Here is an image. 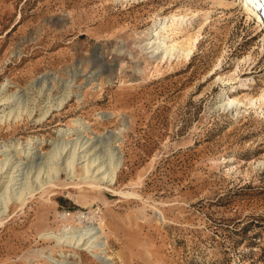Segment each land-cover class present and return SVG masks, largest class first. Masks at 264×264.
I'll list each match as a JSON object with an SVG mask.
<instances>
[{
	"label": "rangeland",
	"instance_id": "374dc122",
	"mask_svg": "<svg viewBox=\"0 0 264 264\" xmlns=\"http://www.w3.org/2000/svg\"><path fill=\"white\" fill-rule=\"evenodd\" d=\"M239 1L0 0V96L22 97L0 107L22 110L0 123V159L13 156L0 195L16 158L34 192L23 204L19 185L6 206L0 197V264L61 253L77 264H264V98L238 118L224 109L226 93L264 97V6L249 16ZM175 14L187 17L170 40L198 34L193 53L141 50L143 32L161 39ZM107 131L122 164L114 184L92 190L76 177L84 162L74 175L66 166L84 136ZM27 139L42 159L18 152ZM90 226L110 259L44 236Z\"/></svg>",
	"mask_w": 264,
	"mask_h": 264
},
{
	"label": "bare ground",
	"instance_id": "6f19581e",
	"mask_svg": "<svg viewBox=\"0 0 264 264\" xmlns=\"http://www.w3.org/2000/svg\"><path fill=\"white\" fill-rule=\"evenodd\" d=\"M220 4H222V1H220ZM239 4H241V8L244 9L246 14L251 16L252 14H259L260 11H262V6H264V0H243V1L241 0V1H239ZM185 17H187V16L186 15H177V14L172 15L171 24H169L167 27H163L162 28V32H163L164 35L161 37V39H160V37L155 38V39L153 38L155 33H154V30H153L152 27L146 29L143 32V34L140 36V38H144V40H147V42H144L143 45L140 46V49L143 48L141 50H145V49L151 48L152 49L151 55H154L155 54V52H154L155 49H158L161 46L165 47V45H166L164 55H168L169 57H172L174 54H176L175 56L178 55V57H182V56L183 57H188L189 55H191L193 53V50H194V47H195V42L198 40V37H199L198 34L190 37L187 40H183V41L182 40L179 41L181 39L180 36L175 41L170 40V37H171L172 33L170 34L169 31L172 30L173 26L176 23H178V22L179 23H183L185 21ZM182 29H183V26H180V27H178L176 29L179 32L178 35L181 34ZM139 35H140V33H139ZM262 41H263V45H264V38L262 39ZM155 44L157 45V47L153 48V45H155ZM138 48H139V46H138ZM95 61L103 63L102 68L103 69L105 68L109 72L112 69V65L109 62H104L100 58H97ZM221 78H219V79L222 82H224V80L221 79ZM229 79H230V77H229ZM244 81L245 80H241L238 83H234L231 87L232 88L234 87L235 89L231 90L229 93L235 92V90H240V88L246 87V83H244ZM5 88H6V84H3L0 87V94H2V92L5 90ZM239 92L240 91H237V93H239ZM18 94H19V92H15V93H13L11 95L7 94V95L0 96V107L4 106L5 104H7V102L11 98L12 99L16 98L18 96ZM226 95H227V93L224 95V97H226L225 101H224V107H225L224 109L232 108L233 105H234L235 106V112H233V118H238L241 115H243L245 110H247L246 108H252V107L260 108V106H258V103H259L260 100H263V98H264L263 95L259 96V97L256 96V98H252V97L238 98V96L237 97L236 96H232L231 94H228L227 96ZM20 97L21 96L19 95L17 97V100ZM63 102H64V98L62 97L56 103V108L60 107L63 104ZM19 104H18V108L16 110L12 109V110L7 111L6 113H5V109H2V111H1L2 114L0 115V123H3V122H5V121H7L9 119H11V121L12 120H17L20 117L21 113H22V110L19 109ZM240 106H246V108L241 109ZM48 110H46L44 112V115L48 113ZM27 111H28L27 112L28 117L31 116L32 110H27ZM102 117H105V115H102ZM75 123L77 124L78 122H75ZM85 129H86V127H85ZM61 134L66 135V133H62V132H61ZM84 137H85V139H84ZM84 137H83V140L81 141V143L79 144L80 151L78 150L79 152L75 153V150H73L71 155H70L71 156L70 160L69 161L67 160L68 163H67L66 167L68 169V172L72 173V175H74L77 172V169L75 168V163L74 162H76V161H78L80 159L81 160L80 163H82V162H84V163L80 166V171L76 174V177H79L80 181H82L84 183H87L89 189H92V190L99 189L100 185L103 184V183L114 184V181H115V178H116V174L119 171V169L121 167V164H122L120 152L118 151L119 147H118V144H117V137H114V134L111 131H107L106 134H104L103 136L95 134L93 136H84ZM32 143L33 142H32L31 139H27L25 147L23 148V147H21L22 144H18L16 147L17 148L20 147V148H18L19 151L18 150H16V151L21 152V150L23 149V151L21 153V154H23V156H25V157L33 156L31 158L32 160L42 159L43 155L38 150L37 151L35 150V147L32 146ZM101 145H104V146L107 147V153H106V155L104 154L105 158H103V155L101 156V154H99V155L96 154V152L99 150V146H101ZM9 149L10 148H7V149L5 148L4 151H1V154L7 153L9 151ZM11 150L12 149H10V151ZM79 153H80V155H79ZM12 157L13 156H8L7 158H4V159L2 158V160L0 159V170L4 169V171L0 172V174L6 173V171H7L6 170L7 163L10 161V159H12ZM50 158H51V156H50ZM15 163H16V166L13 168L12 172L10 174L7 173V174H9V177H7L8 180L5 182L6 186H5L4 193H6L7 191H9L11 189L14 190V189L20 188L21 191L19 193H17L15 200L19 204H23L25 202V200L27 199L26 196L27 195H32V193H34V192L30 188L31 187L30 185H27L25 182H23V183L20 182L22 180L21 177L23 176L24 169L26 167V163L23 160L19 161V159H17V158H16V162ZM2 178H5V177H2ZM2 178L0 176V179H2ZM31 181H33V180H31ZM46 183L47 184L51 183L49 178L45 181V184ZM16 185H19V187L14 188V186H16ZM33 185H34V183H33ZM42 185L37 186V188L40 189V187H42ZM51 185H54V184H51ZM1 186L4 187L3 185H1ZM4 193L2 195H0V197H3ZM14 193H16V192H14ZM12 194H13V192H12ZM10 197L9 196L8 197H3L4 202H5V206L11 200ZM13 199H14V197H13ZM5 206H4V208H7ZM3 210H5V209H3ZM44 236H46L47 238L53 237L56 240V243L58 242V244L63 242L66 245H70V246L72 245L71 246L72 248H76L77 249V248L81 247L82 250H88V251L90 250L92 252L93 256H95L99 260H108V259H110L105 254L106 253L105 252L106 243L102 240L103 232H102V229H100V228L91 227V226L89 228H87V229H85L83 227H79V228H76V227H69V228L65 227L62 230V232L57 234V235L46 233ZM58 256L59 257L63 256V259L62 260L55 259L51 255H48L47 258L50 259V261H53L54 264H77V263L69 262L67 260V255H65V253H61Z\"/></svg>",
	"mask_w": 264,
	"mask_h": 264
}]
</instances>
